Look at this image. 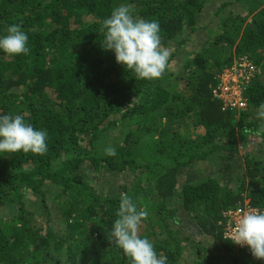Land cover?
I'll use <instances>...</instances> for the list:
<instances>
[{
	"label": "trees",
	"instance_id": "obj_1",
	"mask_svg": "<svg viewBox=\"0 0 264 264\" xmlns=\"http://www.w3.org/2000/svg\"><path fill=\"white\" fill-rule=\"evenodd\" d=\"M123 3L159 22L161 78L101 47ZM11 24L30 51L0 52V115L46 130L48 151L0 154V264H130L111 235L121 193L167 264H264L226 232L230 209H264V0H0V34ZM246 56L263 76L224 109L212 87Z\"/></svg>",
	"mask_w": 264,
	"mask_h": 264
},
{
	"label": "clouds",
	"instance_id": "obj_2",
	"mask_svg": "<svg viewBox=\"0 0 264 264\" xmlns=\"http://www.w3.org/2000/svg\"><path fill=\"white\" fill-rule=\"evenodd\" d=\"M102 30L101 47L111 50L116 62L127 71H133L138 78L158 79L168 69L171 53L162 44L159 22L138 18L131 4L123 3L114 8L102 21ZM4 32L0 34V52L9 56L29 53V36L20 24H11ZM218 83L217 78L212 87L213 97ZM256 118L261 121L257 134H264V102L260 103ZM47 139V131L35 128L23 115H0V154L22 151L42 156L48 151ZM105 151L108 156L117 154L111 146ZM117 215L111 235L115 244L130 258V264H167V257L158 255L153 242L138 235L140 223L149 215L147 208H138L131 196L121 193ZM232 241L246 245L255 258L264 259V212L244 214L235 226Z\"/></svg>",
	"mask_w": 264,
	"mask_h": 264
},
{
	"label": "built area",
	"instance_id": "obj_3",
	"mask_svg": "<svg viewBox=\"0 0 264 264\" xmlns=\"http://www.w3.org/2000/svg\"><path fill=\"white\" fill-rule=\"evenodd\" d=\"M258 70L249 57H243L239 63L233 68L225 69L218 76V85L213 90L214 97L222 101L223 107L228 109H243L247 106V99L244 97V92L251 84L252 79L256 77ZM235 211V219L228 222L226 225L227 236L234 239L235 226L239 219L249 212H264V209L252 208H236L228 211V218ZM246 246V245H244Z\"/></svg>",
	"mask_w": 264,
	"mask_h": 264
},
{
	"label": "rangeland",
	"instance_id": "obj_4",
	"mask_svg": "<svg viewBox=\"0 0 264 264\" xmlns=\"http://www.w3.org/2000/svg\"><path fill=\"white\" fill-rule=\"evenodd\" d=\"M222 1H223V0H222ZM213 4H214V3H212V5H211L210 7H208V10H212V6H213ZM262 76H263V75L259 72V73H258V77L261 78ZM258 77H257V78H258ZM250 140L252 141V144H253L254 141H253L251 138H250ZM242 153H243V152H242ZM214 171H215V169H211V168L209 169V172H208V170H204V172H206V173L208 172V173H210L212 176H215V174H216V173H214ZM208 173H207V174H208ZM188 175H189L190 178L192 179V178L195 176V173H193V171H192V172H189ZM239 205H240V206H238L237 208H243V209L246 208L247 205H248V200L244 201V203L239 204ZM242 205H243V206H242ZM232 213H233V214L230 215V219L228 220V222H231L232 219H235V218H236V216H234L235 211H233ZM234 235H235V234H234ZM241 246H244V245H241Z\"/></svg>",
	"mask_w": 264,
	"mask_h": 264
}]
</instances>
